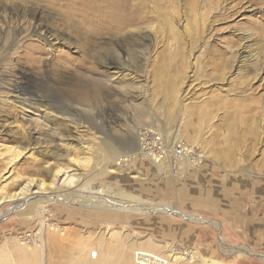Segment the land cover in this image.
Segmentation results:
<instances>
[{"label": "rangeland", "instance_id": "374dc122", "mask_svg": "<svg viewBox=\"0 0 264 264\" xmlns=\"http://www.w3.org/2000/svg\"><path fill=\"white\" fill-rule=\"evenodd\" d=\"M92 1L0 0V264H264V0Z\"/></svg>", "mask_w": 264, "mask_h": 264}, {"label": "bare ground", "instance_id": "6f19581e", "mask_svg": "<svg viewBox=\"0 0 264 264\" xmlns=\"http://www.w3.org/2000/svg\"><path fill=\"white\" fill-rule=\"evenodd\" d=\"M87 4H88V10L89 11H94L95 9H96V12H98L100 9H99V7H98V5L96 6V5H94L93 4V1L92 0H87ZM43 25V24H42ZM142 45V44H141ZM257 61V60H256ZM258 65V64H257ZM218 66V65H217ZM256 68V67H255ZM254 68V69H255ZM216 70V69H215ZM213 109V108H212ZM172 155H173V158L174 157H176V158H179L178 156L179 155H177V154H175L173 151H172ZM99 161V160H98ZM61 170L60 169H57V170H55V172H54V178H56V176L59 174V172H60ZM63 175V174H62ZM61 175V176H62ZM73 178H72V176H67V177H65L64 179H63V181H62V183H65L66 181H71ZM55 180H52L49 184H48V186L46 185H44L43 183H40L39 184V186H38V188L36 187V189H37V191H34V192H32V193H30V194H36V193H41V194H48L50 191H47V190H50L51 189V185L53 184V182H54ZM27 184V183H26ZM29 190L27 189V190H20V191H18V192H15L14 194H9L8 196H6V197H4L3 199H0V205H2L3 203H6V202H10V201H15V200H18V199H22L25 195H26V192H28ZM117 200H119V199H117ZM114 201H116V200H114ZM118 202V201H117ZM110 205V204H109ZM135 205V204H134ZM121 207V206H120ZM115 208V207H114ZM133 208V206L131 205V206H128V208L127 209H124V208H120V210H125V211H127V210H131ZM136 252V251H135ZM135 252H134V254H135ZM146 252V251H145ZM146 253H148V254H151V255H155V254H152V253H149V252H146ZM156 259H159V260H163V262H166V264H168V260L165 258V257H162V256H154ZM134 263H135V260H134ZM204 264V263H203Z\"/></svg>", "mask_w": 264, "mask_h": 264}, {"label": "built area", "instance_id": "2783aa9c", "mask_svg": "<svg viewBox=\"0 0 264 264\" xmlns=\"http://www.w3.org/2000/svg\"><path fill=\"white\" fill-rule=\"evenodd\" d=\"M173 152L175 154H179V151H173ZM178 157L180 158V156ZM134 260H135V264H166V262H163V260L156 259L153 255L148 254L142 250H138L137 252H135Z\"/></svg>", "mask_w": 264, "mask_h": 264}, {"label": "water", "instance_id": "95a60500", "mask_svg": "<svg viewBox=\"0 0 264 264\" xmlns=\"http://www.w3.org/2000/svg\"><path fill=\"white\" fill-rule=\"evenodd\" d=\"M185 218V217H184Z\"/></svg>", "mask_w": 264, "mask_h": 264}]
</instances>
